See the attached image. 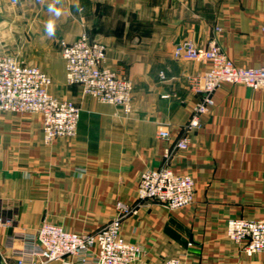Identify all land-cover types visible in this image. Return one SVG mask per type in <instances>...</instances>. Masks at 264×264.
<instances>
[{"label": "crops", "instance_id": "1", "mask_svg": "<svg viewBox=\"0 0 264 264\" xmlns=\"http://www.w3.org/2000/svg\"><path fill=\"white\" fill-rule=\"evenodd\" d=\"M50 3L0 0V55L41 58L35 67L52 78L51 94L81 109L77 136L46 145L41 116L0 113V217L11 221L0 225V264H16L13 249L44 221L91 233L117 216V203H138L141 173L165 163L170 143L158 131H170L172 141L183 135L199 100L188 78L207 69L176 61L178 43L207 49L215 42L238 67L264 65V0H59L60 17ZM84 32L106 46L105 66L132 80L130 115L67 84L59 44ZM214 100L202 128L189 135V149L167 162L194 179L193 205L170 211L143 202L123 221L125 238L143 248L135 264L182 255L195 264H264V256L247 257L226 235L229 219L264 220V89L223 85Z\"/></svg>", "mask_w": 264, "mask_h": 264}, {"label": "built area", "instance_id": "2", "mask_svg": "<svg viewBox=\"0 0 264 264\" xmlns=\"http://www.w3.org/2000/svg\"><path fill=\"white\" fill-rule=\"evenodd\" d=\"M59 46L69 86H79L84 97L114 106L126 116L132 113L134 84L123 72L105 66L107 49L102 42L84 32L75 42L61 41ZM173 56L176 61L206 63L207 69L188 78V87L199 100L191 110L183 135L172 141L170 131H158V138L170 145L165 150L163 166L141 173L138 203L134 206L117 203V216L91 233L68 231L44 221L34 234L23 236L22 249H13L16 264H135L143 248L125 238V218L137 215L143 202L157 203L170 211L193 205L194 179L188 174L176 173L167 162L174 153L189 149V135L202 128L204 118L215 106L214 93L218 88L243 85L254 91L264 89V65L238 67L215 42L207 49H200L190 40L182 41L175 46ZM160 77L164 79L165 74L161 72ZM52 84V78L38 67L23 65L13 56L0 55V113L41 116L46 145L60 138H75L81 113L73 101L53 96ZM10 222L0 217V225ZM226 235L247 257L264 255V220L229 219ZM160 264L195 263L182 255L164 259Z\"/></svg>", "mask_w": 264, "mask_h": 264}, {"label": "rangeland", "instance_id": "3", "mask_svg": "<svg viewBox=\"0 0 264 264\" xmlns=\"http://www.w3.org/2000/svg\"><path fill=\"white\" fill-rule=\"evenodd\" d=\"M3 54H6V53H3ZM7 54L13 57H16L17 60L23 65L39 66L41 63V58H38V57L35 58L36 57L35 54L31 52H12V53H7ZM59 57L62 58L61 50H60Z\"/></svg>", "mask_w": 264, "mask_h": 264}, {"label": "clouds", "instance_id": "4", "mask_svg": "<svg viewBox=\"0 0 264 264\" xmlns=\"http://www.w3.org/2000/svg\"><path fill=\"white\" fill-rule=\"evenodd\" d=\"M59 3V0H53V3L48 5V11L54 14L56 17L61 16V10L56 7V4ZM45 33L47 36L52 37L55 35V22L53 20H49L45 27Z\"/></svg>", "mask_w": 264, "mask_h": 264}, {"label": "water", "instance_id": "5", "mask_svg": "<svg viewBox=\"0 0 264 264\" xmlns=\"http://www.w3.org/2000/svg\"><path fill=\"white\" fill-rule=\"evenodd\" d=\"M0 263H1V254H0Z\"/></svg>", "mask_w": 264, "mask_h": 264}]
</instances>
